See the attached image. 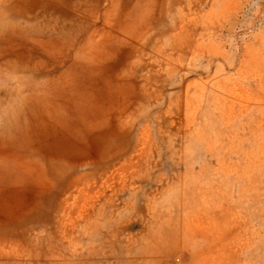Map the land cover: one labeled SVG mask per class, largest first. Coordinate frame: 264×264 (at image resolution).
<instances>
[{"label":"rangeland","instance_id":"374dc122","mask_svg":"<svg viewBox=\"0 0 264 264\" xmlns=\"http://www.w3.org/2000/svg\"><path fill=\"white\" fill-rule=\"evenodd\" d=\"M0 264H264V0H0Z\"/></svg>","mask_w":264,"mask_h":264}]
</instances>
